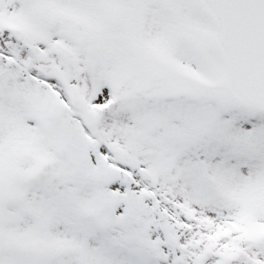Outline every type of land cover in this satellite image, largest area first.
Instances as JSON below:
<instances>
[{
    "label": "snow or ice",
    "instance_id": "obj_1",
    "mask_svg": "<svg viewBox=\"0 0 264 264\" xmlns=\"http://www.w3.org/2000/svg\"><path fill=\"white\" fill-rule=\"evenodd\" d=\"M0 264H264V0H0Z\"/></svg>",
    "mask_w": 264,
    "mask_h": 264
}]
</instances>
